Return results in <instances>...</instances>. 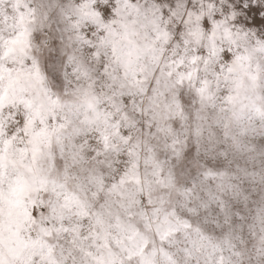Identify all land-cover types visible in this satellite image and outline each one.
Wrapping results in <instances>:
<instances>
[{
    "label": "clouds",
    "instance_id": "clouds-1",
    "mask_svg": "<svg viewBox=\"0 0 264 264\" xmlns=\"http://www.w3.org/2000/svg\"><path fill=\"white\" fill-rule=\"evenodd\" d=\"M0 264H264V0H0Z\"/></svg>",
    "mask_w": 264,
    "mask_h": 264
}]
</instances>
